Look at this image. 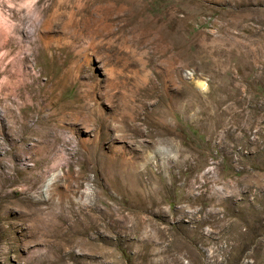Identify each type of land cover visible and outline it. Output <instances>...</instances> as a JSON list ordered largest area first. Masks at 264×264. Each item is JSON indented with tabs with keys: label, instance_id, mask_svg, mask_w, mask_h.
I'll list each match as a JSON object with an SVG mask.
<instances>
[{
	"label": "rangeland",
	"instance_id": "1",
	"mask_svg": "<svg viewBox=\"0 0 264 264\" xmlns=\"http://www.w3.org/2000/svg\"><path fill=\"white\" fill-rule=\"evenodd\" d=\"M5 33L0 264H264V0H0Z\"/></svg>",
	"mask_w": 264,
	"mask_h": 264
},
{
	"label": "bare ground",
	"instance_id": "2",
	"mask_svg": "<svg viewBox=\"0 0 264 264\" xmlns=\"http://www.w3.org/2000/svg\"><path fill=\"white\" fill-rule=\"evenodd\" d=\"M7 21H8V18H6ZM10 23V22H9ZM9 25V24H8ZM6 37H7V34L5 33V35L3 37H0V47L5 43L6 41Z\"/></svg>",
	"mask_w": 264,
	"mask_h": 264
}]
</instances>
